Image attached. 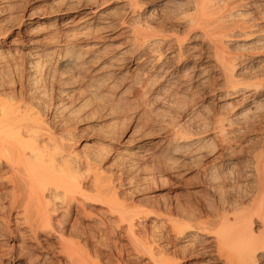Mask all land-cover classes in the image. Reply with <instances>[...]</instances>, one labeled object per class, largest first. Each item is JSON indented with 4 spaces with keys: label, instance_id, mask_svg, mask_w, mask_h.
Here are the masks:
<instances>
[{
    "label": "bare ground",
    "instance_id": "6f19581e",
    "mask_svg": "<svg viewBox=\"0 0 264 264\" xmlns=\"http://www.w3.org/2000/svg\"><path fill=\"white\" fill-rule=\"evenodd\" d=\"M117 2L123 10L119 18L101 9L97 0H87L80 7L83 11L75 23L74 37L36 50L27 61V83L32 87L20 100L8 102L14 90L0 82V165L4 173L0 184L8 182L11 187L8 193L0 188V197H7L10 206L9 210H0V221L9 218L14 209L18 221L36 238L39 229L53 224L55 199L66 202L68 209L74 202L76 210L81 208L85 214L90 211L84 202L95 200L105 203L118 221H125L126 233L135 235L133 218L100 171L97 155L79 154L69 141L65 120L87 104L84 91L90 96H106L110 103L119 100L120 94L111 89L117 80L127 77L123 65L130 63L133 72L128 75L129 86L137 89L144 104L167 129L161 153L171 156L193 152L200 162L213 154L216 145L221 147L213 157L218 161L203 168L210 188L220 194V201L206 220L208 225H217L215 235L199 242L202 247L198 254L222 264H264V147L251 154V168L244 173L250 178V189L241 194L242 199L231 200L225 195L234 189V184L223 189L235 164L232 156L239 151L233 143V133H241L264 118V22L253 14L255 8L247 9L253 2ZM116 27L121 31L113 35L111 31ZM88 34L95 38L90 45L75 43ZM56 49L62 51L55 54ZM94 64H98L96 68L87 71ZM87 72L88 77L83 75ZM211 72L220 84L219 109L199 117L189 93L209 84ZM40 79L49 85L58 84L59 97L54 102H43L44 111L31 110L39 95ZM67 97L69 102L64 101ZM111 123H116L115 117ZM210 130L212 136L208 137L205 133ZM107 137L115 140L118 134ZM135 148L132 164L149 153L142 144ZM84 170L91 172L86 180ZM253 216L259 219L258 232L252 228ZM203 230L186 225L178 236L191 246L196 239L190 232L203 234ZM223 233L233 239V253L224 254L218 249ZM144 247L149 263L177 264L164 248L154 250L150 241Z\"/></svg>",
    "mask_w": 264,
    "mask_h": 264
},
{
    "label": "rangeland",
    "instance_id": "374dc122",
    "mask_svg": "<svg viewBox=\"0 0 264 264\" xmlns=\"http://www.w3.org/2000/svg\"><path fill=\"white\" fill-rule=\"evenodd\" d=\"M86 1L0 0V32L5 34L0 35V82L14 90L8 95V102H17L31 89V84L27 83L30 74L27 61L34 57L37 49L74 37L75 23L83 11L80 7ZM250 1L253 5L247 9L255 8L253 14L264 22V0ZM97 3L111 15L123 16L117 0H97ZM120 31L121 28L116 27L111 32L115 35ZM118 36L122 38V35ZM93 39L88 34L77 38L75 43L90 45L95 41ZM60 51L56 49L55 54ZM97 65L90 66L87 71L91 72ZM123 69L127 77L117 80L111 89V92L120 94L119 100L110 103L106 96H90L84 91L87 104L65 120L69 141L79 154L97 155L100 171L108 177L117 190V200L125 205L133 218L135 235L125 232V221H118L116 214L109 213L103 202H84L86 210L90 211L85 214L80 207L76 210L74 202L68 209L66 202L55 199L53 224L47 229H39L36 238L26 225L18 221L16 210L11 211L9 218L1 219L0 264H151L144 247L147 241L153 243L154 250L164 248L177 264H222L198 254L202 247L199 242L211 240L217 227L206 224V220L219 205L220 194L210 188L203 168L218 161L213 157L221 151L220 145H216L213 154H207L200 162L194 158L193 152L171 156L161 153V141L167 129L154 111L144 104L137 89L129 86L128 75L133 72L130 63H124ZM83 75L88 77V72ZM209 76V84L191 89L189 93V98L196 102L199 117L219 109V80L213 72ZM42 79L37 83L40 91L31 110L42 109L43 102H54L59 97V85H49ZM69 100L68 97L64 99L65 102ZM114 117L116 123L113 124L111 119ZM115 133L117 139L107 137ZM211 133L210 130L205 135L211 137ZM232 136L239 151L232 156L235 164L231 166L230 179L223 189L234 184V189L225 195L231 200H239L241 194L250 189V178L244 173L251 168V154L264 147V118ZM139 144L149 148V153L143 160L132 164V152ZM3 174L0 165V180ZM83 174L86 180L91 172L84 170ZM1 187L6 193L11 190L8 182L0 184ZM8 203L7 197H0V210H9ZM252 221V228L256 232L261 230L259 219L253 216ZM186 225L204 228L205 232H190L196 239L191 246L185 245L184 238L178 236V231ZM218 247L224 254L233 253V239L223 233ZM29 259H33L32 263Z\"/></svg>",
    "mask_w": 264,
    "mask_h": 264
}]
</instances>
